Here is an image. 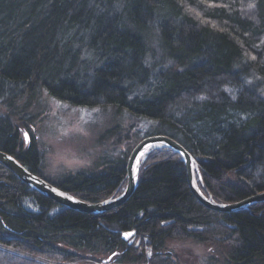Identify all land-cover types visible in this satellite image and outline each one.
Listing matches in <instances>:
<instances>
[{"label": "trees", "instance_id": "1", "mask_svg": "<svg viewBox=\"0 0 264 264\" xmlns=\"http://www.w3.org/2000/svg\"><path fill=\"white\" fill-rule=\"evenodd\" d=\"M34 85L59 102L113 108L145 124L133 148L151 136L173 140L216 204L264 193V0H0V102L10 106ZM25 134L26 144L0 116V152L41 177ZM126 160L47 182L99 203L118 194ZM130 232L138 249L122 240ZM184 241L207 250L195 264H264V202L233 214L207 210L190 193L181 158L164 148L147 152L133 195L101 216L60 208L0 165L4 248L66 262L181 264L167 250Z\"/></svg>", "mask_w": 264, "mask_h": 264}, {"label": "rangeland", "instance_id": "2", "mask_svg": "<svg viewBox=\"0 0 264 264\" xmlns=\"http://www.w3.org/2000/svg\"><path fill=\"white\" fill-rule=\"evenodd\" d=\"M148 55L155 61L156 56L159 55L154 40L149 41ZM32 89L31 95L11 98L10 106L0 102L6 106L4 108L0 104V116H8L17 124L24 144L28 142L24 136L25 132L32 136L41 161L42 178L38 177L39 179L56 184L68 175L101 172L107 167L106 163L115 162L120 154L124 153L127 156V164L128 154L139 139L137 130L143 131L145 124L141 125L132 120L123 111L117 112L113 108L105 107H74L50 97L39 85L32 86ZM260 95L264 96V92L260 91ZM8 106L11 108L7 109ZM126 185L127 178L114 197L121 195ZM27 206L34 210L32 205ZM123 242L127 243V241ZM172 246L170 254L173 258H181L179 259L181 264H195V258L198 262H202L207 252L204 247L188 241L173 243ZM69 262L71 264H114L109 258L96 262L87 259L80 261L77 258ZM0 264L69 263L61 261L60 258H43L0 246Z\"/></svg>", "mask_w": 264, "mask_h": 264}, {"label": "water", "instance_id": "3", "mask_svg": "<svg viewBox=\"0 0 264 264\" xmlns=\"http://www.w3.org/2000/svg\"><path fill=\"white\" fill-rule=\"evenodd\" d=\"M159 148L168 149L181 158V161L184 164L186 181L190 193L203 207L221 214H233L264 202V193L252 196L235 204L218 205L211 202L210 199H207L202 194L198 187V183H200L199 185L201 186V181L193 157L183 147L165 136H151L144 138L134 147L126 164L127 185L124 192L118 197L105 200L101 203L89 204L73 198L69 194L32 175L23 168L17 160L3 152H0V165L7 169L17 178V180L28 187L31 191H34L38 195L54 202L59 207L80 214L101 216L121 207L130 199L137 185L139 160L145 153ZM125 234H129L127 238ZM133 236V232L124 233L122 234V239L123 241H128L133 239Z\"/></svg>", "mask_w": 264, "mask_h": 264}, {"label": "bare ground", "instance_id": "4", "mask_svg": "<svg viewBox=\"0 0 264 264\" xmlns=\"http://www.w3.org/2000/svg\"><path fill=\"white\" fill-rule=\"evenodd\" d=\"M26 133V132H25ZM24 136H26V134L24 135ZM26 138V137H25ZM134 149V148H133ZM132 149V150H133ZM131 153V152H130ZM147 153H145L144 154V156L139 160V163H138V173H139V167H140V165H141V162H143V160H144V157H145V155H146ZM130 155V154H129ZM194 159V158H193ZM195 161V160H194ZM199 173V172H198ZM137 178H138V176H137ZM202 192V194L207 198V199H210V196L209 195H207V194H204V190H202L201 191ZM260 194H262V193H260ZM74 198V197H73ZM211 200V202H213L212 201V199H210ZM103 202V201H102ZM99 203H101V202H99ZM214 203V202H213ZM261 203H263V202H261ZM261 203H258V204H261ZM216 204V203H215ZM218 205H223V204H218ZM257 205V204H256ZM58 206V205H57ZM202 206V205H201ZM254 206V205H253ZM203 207V206H202ZM61 208V207H60ZM205 208V207H204ZM249 208V207H248ZM247 208V209H248ZM207 209V208H206ZM207 210H209V209H207ZM246 209H244V210H242V211H245ZM211 211V210H210ZM214 212V211H213ZM240 212V211H239ZM140 246V242L139 243H137V245H134V249H138V247ZM173 247V246H172ZM170 251L172 252V249L170 248V249H168V254H170ZM196 260H197V258H195ZM194 259V260H195ZM67 263H69V264H71L70 262H67Z\"/></svg>", "mask_w": 264, "mask_h": 264}, {"label": "flooded vegetation", "instance_id": "5", "mask_svg": "<svg viewBox=\"0 0 264 264\" xmlns=\"http://www.w3.org/2000/svg\"><path fill=\"white\" fill-rule=\"evenodd\" d=\"M139 240H136V238L133 236V239H130L127 241L128 248L134 247V245H137L139 243Z\"/></svg>", "mask_w": 264, "mask_h": 264}, {"label": "snow or ice", "instance_id": "6", "mask_svg": "<svg viewBox=\"0 0 264 264\" xmlns=\"http://www.w3.org/2000/svg\"><path fill=\"white\" fill-rule=\"evenodd\" d=\"M255 5H252V7H254ZM129 234H125V236H126V238H127V236H128Z\"/></svg>", "mask_w": 264, "mask_h": 264}]
</instances>
